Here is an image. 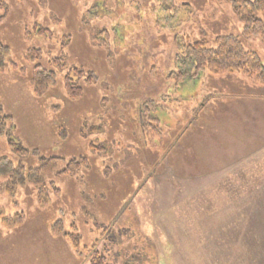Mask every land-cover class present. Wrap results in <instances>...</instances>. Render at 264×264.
<instances>
[{"label": "rangeland", "instance_id": "1", "mask_svg": "<svg viewBox=\"0 0 264 264\" xmlns=\"http://www.w3.org/2000/svg\"><path fill=\"white\" fill-rule=\"evenodd\" d=\"M244 27L233 0H0V264H264V82L176 76L229 34L264 66Z\"/></svg>", "mask_w": 264, "mask_h": 264}, {"label": "trees", "instance_id": "2", "mask_svg": "<svg viewBox=\"0 0 264 264\" xmlns=\"http://www.w3.org/2000/svg\"><path fill=\"white\" fill-rule=\"evenodd\" d=\"M233 3L235 11L245 23L244 35L264 36V0H233ZM258 14L261 15L257 16ZM176 69L178 81L197 77L208 71L212 74L246 72L264 82V66L260 56L255 51L247 50L241 38L233 34L217 37L215 45L205 39L188 45L186 51L177 57ZM54 82L55 75L51 71L44 77L41 74L36 75L38 91ZM66 91L70 98H78L83 93L82 87L75 86L69 79L66 82ZM94 264H103V260L96 256Z\"/></svg>", "mask_w": 264, "mask_h": 264}]
</instances>
